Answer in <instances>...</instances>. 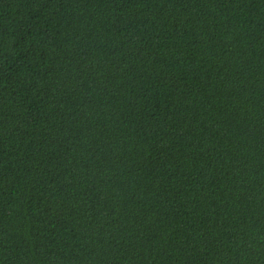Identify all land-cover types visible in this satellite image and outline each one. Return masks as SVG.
<instances>
[{
	"label": "trees",
	"instance_id": "trees-1",
	"mask_svg": "<svg viewBox=\"0 0 264 264\" xmlns=\"http://www.w3.org/2000/svg\"><path fill=\"white\" fill-rule=\"evenodd\" d=\"M0 264H264V0H0Z\"/></svg>",
	"mask_w": 264,
	"mask_h": 264
}]
</instances>
